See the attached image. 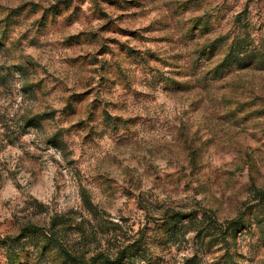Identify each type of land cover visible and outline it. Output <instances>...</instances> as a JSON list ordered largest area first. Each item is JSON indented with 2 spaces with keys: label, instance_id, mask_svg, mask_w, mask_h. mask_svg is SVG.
Wrapping results in <instances>:
<instances>
[{
  "label": "rangeland",
  "instance_id": "374dc122",
  "mask_svg": "<svg viewBox=\"0 0 264 264\" xmlns=\"http://www.w3.org/2000/svg\"><path fill=\"white\" fill-rule=\"evenodd\" d=\"M237 37L264 54V0H0V264H65L32 225L85 259L264 264V68L219 67Z\"/></svg>",
  "mask_w": 264,
  "mask_h": 264
},
{
  "label": "trees",
  "instance_id": "16d2710c",
  "mask_svg": "<svg viewBox=\"0 0 264 264\" xmlns=\"http://www.w3.org/2000/svg\"><path fill=\"white\" fill-rule=\"evenodd\" d=\"M224 40L225 37H220L216 40V43H222ZM252 53L253 51L249 50L248 43L243 40V38H233L226 47V52L219 67L221 69H229L231 67L243 68L255 62L264 68V54L258 52L257 55H252ZM175 216L182 217V214H175L174 216H171L172 222L167 223L166 226L168 231L172 230L170 233L173 235L176 233L175 230H173L174 227L180 222L178 219H175ZM27 237L36 240L40 239V249L43 252V256H47V250H55L58 252L65 264H124L126 261H130L139 257L136 253L137 249L126 248L125 250H118L113 257H110L107 254L97 253L91 256L89 259H85L68 251L50 230L34 225L23 228L16 238L21 239ZM140 257L142 258V256ZM9 259L10 260L8 264H13V262H16L17 260V258L13 259L12 255L9 256Z\"/></svg>",
  "mask_w": 264,
  "mask_h": 264
}]
</instances>
